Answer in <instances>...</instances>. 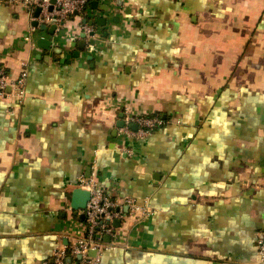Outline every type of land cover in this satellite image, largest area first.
<instances>
[{"label":"crops","instance_id":"obj_1","mask_svg":"<svg viewBox=\"0 0 264 264\" xmlns=\"http://www.w3.org/2000/svg\"><path fill=\"white\" fill-rule=\"evenodd\" d=\"M33 20L0 4V59L29 70L23 101L0 98V264L82 233L69 207L94 170L156 208L105 235L99 264H264V0H90L54 34ZM127 107L167 122L128 137Z\"/></svg>","mask_w":264,"mask_h":264},{"label":"built area","instance_id":"obj_2","mask_svg":"<svg viewBox=\"0 0 264 264\" xmlns=\"http://www.w3.org/2000/svg\"><path fill=\"white\" fill-rule=\"evenodd\" d=\"M17 1H20L34 19L39 20V23H57V25H64L73 16H82L90 2V0H56L52 10H49L50 0H0V4ZM38 6L41 7V11L38 16H34ZM80 26L86 34L93 35L94 29L87 20L81 21ZM26 39L32 41L31 35L27 34ZM28 75L27 60L20 61L19 72L15 75L0 59V98L12 97L17 101H23L27 93ZM123 118L124 124L120 127V131L128 137H144L167 122V119L159 114L135 113L129 107L125 108ZM133 124L137 127L135 128ZM93 165L96 168V160L93 161ZM96 171L89 175L82 173L77 180L79 187L90 191L86 206L79 210L85 215L84 231L73 241L57 245L50 258L40 259L35 264H99L101 252L107 246L104 236L115 234L116 219H120L121 222L127 217L140 219L156 212V208L147 202L139 201L135 196L129 195L120 199L112 195L99 182ZM69 208L73 209L72 206ZM257 245L261 259L264 260V233L258 237Z\"/></svg>","mask_w":264,"mask_h":264},{"label":"water","instance_id":"obj_3","mask_svg":"<svg viewBox=\"0 0 264 264\" xmlns=\"http://www.w3.org/2000/svg\"><path fill=\"white\" fill-rule=\"evenodd\" d=\"M56 0H50V5H49V10H52L53 7H54V3H55ZM41 11V7L38 6L34 12V16H38L39 13ZM33 25L35 27H39V29L41 30H48L51 34H54L56 29L58 28V25L57 23H51V24H48L46 22H42V23H39V20L38 19H34L33 20ZM66 32V29L63 28L62 29V34H64ZM92 34H94V31L92 32ZM82 35L83 36H86V32L85 31H82ZM92 41H94L92 39ZM38 44L42 47H46V48H49L52 44V39L51 38H48V37H40L38 39ZM124 124V120H120L118 122V125L119 126H122ZM133 126L136 128L137 125L136 124H133ZM89 173H90V169H89ZM90 197V191L88 189H85V188H82V187H76L73 189V192H72V200H71V205L72 207L78 212L81 208L85 207L86 206V203L88 201ZM81 216L84 217V213L82 212L81 213ZM121 223V220L120 219H116L114 221V224L116 226H119ZM109 238V235L106 236ZM95 251H93L94 253Z\"/></svg>","mask_w":264,"mask_h":264}]
</instances>
